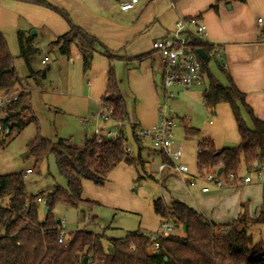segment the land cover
<instances>
[{
	"label": "trees",
	"instance_id": "trees-1",
	"mask_svg": "<svg viewBox=\"0 0 264 264\" xmlns=\"http://www.w3.org/2000/svg\"><path fill=\"white\" fill-rule=\"evenodd\" d=\"M15 1L44 6L60 14L70 28L51 44L68 58L72 48H77L85 70L91 67L96 53L109 60L108 82L101 103L113 108L112 116L116 121L128 119L129 113L114 62L129 58L121 50H111L97 37L75 24L65 10L45 0ZM17 37L19 56L26 60L31 73L45 76V70L33 71L31 68L32 58L40 51L33 43V37L28 36L24 40L21 31ZM193 44L195 48L202 49L208 58L198 53L202 81L206 82L203 90L205 106L214 113L217 104L228 103L241 137L238 144L223 148H217L209 138L200 139L197 143L198 172H218L223 168L221 175L226 184L234 185L241 180L242 171L257 174L264 171V120L255 116L245 93L224 69L219 61L220 52L212 53L215 46L200 40H194ZM144 57H134L133 60ZM211 59L217 61L226 78L225 83L210 69L208 62ZM16 88L21 90L19 99L0 114V150L6 145V137L14 132L20 133L29 123L36 121L30 106L24 103L31 93L29 85L18 76L14 56L0 30V92ZM25 111L30 113V118H23ZM185 129L192 135L199 132L192 127ZM133 138L139 145L137 155L125 149L122 136L118 142L108 138L97 142L92 136L86 138L83 144H76L65 138L51 141L37 135L29 144L30 154L36 157L35 166L39 167L49 154H53L58 171L67 185L66 188L56 186L48 193L32 195L27 190L23 172L0 174V264H264V242H255L248 232L251 226L264 225V200L259 212L253 217H247L244 212L230 223H216L180 199H173L167 204L163 196H158L153 200L154 212L161 222H171L174 229L159 238L157 249L152 248L150 239L142 229L130 232L125 238L106 239L91 231L77 230L66 233L62 242H59L60 222L53 212L55 204L61 202L66 207L75 208L80 205L91 206L96 202L83 198V180L103 186L118 164H143L142 139L135 132ZM161 155L163 162L170 163L167 156ZM230 173L234 175L231 180L227 178ZM38 197L44 201L42 220L39 217ZM45 208H48L46 213ZM176 225L180 228L186 226L182 235L174 232ZM106 241L109 244L107 248L104 245ZM110 247L112 250H109Z\"/></svg>",
	"mask_w": 264,
	"mask_h": 264
},
{
	"label": "crops",
	"instance_id": "crops-1",
	"mask_svg": "<svg viewBox=\"0 0 264 264\" xmlns=\"http://www.w3.org/2000/svg\"><path fill=\"white\" fill-rule=\"evenodd\" d=\"M45 1L65 10L75 24L97 37L111 50H121L129 58L115 63L116 75L119 78L120 89L129 113V117L122 127V137L129 151H131V147L128 145V133L133 137V132L138 126L150 127L159 120L160 94L157 85L161 87L160 75L163 66L160 54L152 48V42L164 37L173 29L176 19L180 16H198L201 22L205 24L206 42L219 46V60L222 61L221 64L224 69L230 74L236 86L245 93L246 101L252 107L255 116L264 120V39L257 21L258 18L264 20V0H138L133 8L128 11L119 8V3L127 0ZM17 4L26 12L38 32H42V35L48 38L49 42H53L70 28L69 23L50 8L16 1L14 5ZM19 31L23 33L24 40L29 36L27 31ZM31 35L34 34L31 33ZM33 43L39 48L37 38L33 39ZM45 54L50 57L49 50ZM138 56L145 57L141 60H133L134 57ZM102 57L104 56L95 54L89 69L95 79L100 74V80L88 81L87 95L84 94L85 102H88L89 106L92 102H96L99 108L106 91L109 68V61ZM67 59L72 62H79L81 55L78 49L73 47L71 56ZM32 70L36 71L33 68ZM103 73H105L104 78L102 77ZM30 74L35 76L31 70ZM157 76L159 82H157ZM220 79L222 80V78ZM204 88V80L187 90L179 86L171 88L176 91V95L171 97L175 98L171 101V104H174L173 108L177 110L186 109L189 118L178 114L175 116L166 109L168 115L180 121V125H178L180 131L175 132V140L184 147L182 163L188 165L185 162L187 161L192 163H190L192 167L194 166L191 169L188 165L189 175L186 178L195 177L198 174L195 150L200 139H211L217 148L236 145L241 139L230 105L219 103L216 105L215 112L210 115V111L203 101ZM177 96H179L178 99H176ZM167 101L168 99L165 100L164 97V102ZM97 113L98 110L93 113L96 125L104 128L112 126V123H100L97 119ZM186 127L196 128L199 132L192 135L186 132ZM85 133H88V130H85ZM140 145L142 147L143 140H141ZM159 155L162 156L161 153ZM193 160L196 164H193ZM114 169L120 174H126L129 170L126 174V176H130L128 181L133 179L134 173L132 175V171L125 163L118 164ZM157 174L161 177H168L167 179L173 178L172 171L167 168L157 171ZM146 175L153 176L151 174ZM246 176L250 175L245 172L238 183L228 185L226 189L221 190L222 187H220V189L211 192L209 190L203 191L202 187L205 185L201 186V183H197L196 186H193L197 189L196 194L191 191L193 187H188L186 178H184L187 194L180 197L168 191L166 197H163L169 203L173 199H180L216 223H230L237 219L241 213L245 212L246 214L243 198L236 192L229 190L250 183L251 181H244L243 178ZM87 181L90 180H83L82 195L87 189H97ZM198 181L204 183L201 180ZM91 183L93 182L91 181ZM107 185L110 188L116 186L111 180H108ZM195 195L200 196L199 200L196 201ZM262 203L257 206L255 213L246 214V216H255ZM57 219L61 221L65 218L57 217ZM157 220L159 224L157 227L156 225H147L153 228L148 232L159 229L161 224L159 216ZM142 224L145 225L144 222ZM156 228L157 230H155ZM104 236V238L107 237L106 234ZM104 243L107 244L108 242Z\"/></svg>",
	"mask_w": 264,
	"mask_h": 264
},
{
	"label": "rangeland",
	"instance_id": "rangeland-1",
	"mask_svg": "<svg viewBox=\"0 0 264 264\" xmlns=\"http://www.w3.org/2000/svg\"><path fill=\"white\" fill-rule=\"evenodd\" d=\"M5 2L13 4H6ZM15 2V0H0V30L7 40L11 54L14 56V67L18 76L26 80L31 90L30 96L25 98L24 103L30 106L36 121L29 123L20 133L14 132L6 137V145L0 150V174L11 172H23L24 174L26 169H32L33 172L24 174V178L29 194L37 195L48 193L56 186L66 188L67 182L60 175L53 154H49L39 167L35 166V155L23 156V154L30 152L29 144L37 135L51 141L65 138L76 144H83L86 138L92 137L93 128L96 125L93 113L99 110V105L96 102H92L89 106L88 102H85L84 96L87 95L89 88L87 85L88 81L100 80L101 76L98 74V78L95 79L89 72L90 68L88 70L83 68L82 60L72 62L67 59L68 57L62 55L58 47L52 46L48 38L42 35V32H38L26 12L19 7V4L14 5ZM18 30L27 31L29 36L33 37V39L37 38L39 41L40 51L32 58L31 67L36 71L45 70V76L41 74L32 76L26 60L19 56ZM32 30H36V34L31 35ZM48 50L50 61L42 63L41 59ZM102 58L108 60L105 56ZM219 61L222 63L221 60ZM116 62H114V66ZM208 65L213 73L222 78L223 81H226L215 59H211ZM104 75L105 73L102 74L103 78ZM157 89L160 94L158 110L166 105V109L175 114V116L178 114L189 118L185 108V110L173 108L174 104L172 105L171 101L175 98H170L167 102H164L163 88L157 85ZM178 98L179 96L176 97V99ZM212 114L210 112V115ZM30 116L28 111L23 113L24 119H28ZM98 120L103 123L100 119ZM178 125H180L179 120L177 121L175 132L180 131ZM85 130H88V133H85ZM141 139L143 140L141 147L143 164L137 166L126 164L132 171V175L134 173L133 179L128 181L130 176H126V174L129 170H127L126 174H120L114 169L108 176V180H111L116 185L115 187H108V182L103 186H97L91 181H87L97 187V189H84L86 191L82 196L95 201V204L91 206L80 205L77 208L66 207L61 202L55 204L54 215L56 218H65L67 223L65 227L66 233L85 230L101 234L102 236L106 234L108 238H125L130 232L141 228L147 233L153 229L149 227L150 225H156L157 227L158 224V216L153 208V200L155 198L158 196L166 197L168 191L180 197L187 194L185 179L181 175L169 167L166 168L172 171L173 178L167 179L168 177H161L157 174L160 163L163 162L162 156L159 155L161 152L153 146L150 139ZM179 144L182 147L183 154L178 161L183 162L185 151L182 144L180 142ZM128 145L131 147V152L137 155L139 145L130 133H128ZM195 155L197 156V146ZM194 156L193 159L195 158ZM185 162L191 169L194 168L191 162ZM193 164H196L194 160ZM146 174L153 175L155 180L153 176ZM244 174V171L240 173L241 176ZM247 174L251 176L250 183L229 190L236 192L243 198L246 214H253L256 212L257 206L264 200V171L261 174L256 172ZM197 183H201V186L208 185L206 182L202 183L198 180ZM208 187L210 192L220 189V187L211 184ZM195 188H191V191L196 194L197 189ZM226 188H228V185H223L221 190ZM199 198V195H195L196 201ZM164 200L169 204L165 198ZM190 201H192L191 198ZM38 211L42 220L44 217L43 204L39 203ZM141 222H144L145 225ZM174 232L183 234L180 227L176 228ZM248 232L252 235L255 242H264V225L256 224L251 226ZM104 245L107 248L109 244L104 243Z\"/></svg>",
	"mask_w": 264,
	"mask_h": 264
},
{
	"label": "built area",
	"instance_id": "built-area-1",
	"mask_svg": "<svg viewBox=\"0 0 264 264\" xmlns=\"http://www.w3.org/2000/svg\"><path fill=\"white\" fill-rule=\"evenodd\" d=\"M137 2L138 0L122 1L119 3V8L124 11L131 10ZM257 21L260 25L261 32L264 33L263 18H258ZM206 34V26L201 22L198 16H180L176 19L173 29L164 37L155 39L152 42L153 50L160 54L162 60L163 69L160 75V85L164 89L165 100L176 95V91L171 89L174 86H179L187 90L202 81L203 72L201 69V61L193 41L200 40L206 42ZM219 50L220 48L215 46L212 53L218 54L220 52ZM49 61L50 57L44 54L42 63H48ZM20 91V89L16 88L0 92L1 115L10 104L19 99ZM112 113L113 108L110 105L100 104L97 119H100L103 123H112V126L104 128L100 125H95L93 128V137L97 142H101L105 138L118 142L122 136V127L126 119L124 121H116ZM176 125L177 119L167 114L165 105V107L160 108V117L157 123L150 127L138 126L135 130V134L140 138L150 139L153 146L167 156L170 163L162 162L159 166L160 171L169 167L183 178H186V176L189 175V167L178 161L183 154V150L175 140ZM125 149L129 151L127 146ZM32 172V169L28 168L25 174H31ZM227 178H229V180L233 179V173H230ZM243 179L245 182L251 181L250 176H246ZM197 180L204 181L208 185L211 184L217 187L226 185L225 179L222 178V175L218 174V172L209 171L204 174L198 172L195 177L186 178V183L188 187H193L197 185ZM208 185L203 186L202 190L208 191ZM38 202L41 204L44 203L41 197H38ZM65 226L66 220L62 219L59 226V242H62L66 235ZM173 229V224L169 221H165L161 222L157 231L147 232L146 235L152 243V248H159V238L169 234Z\"/></svg>",
	"mask_w": 264,
	"mask_h": 264
},
{
	"label": "water",
	"instance_id": "water-1",
	"mask_svg": "<svg viewBox=\"0 0 264 264\" xmlns=\"http://www.w3.org/2000/svg\"><path fill=\"white\" fill-rule=\"evenodd\" d=\"M31 33H32V34H35V33H36V30H32ZM197 52H198L203 58H205V59L208 60V58H207L205 52H204L202 49H197ZM157 82H159V77H158V76H157ZM29 155H30V152H26L25 154H23V156H29ZM222 171H223V168H220V169L218 170V174H221ZM47 210H48V208H45V213L47 212ZM58 222H60V220H58ZM178 227H179V225H176V228H178ZM181 228H182L183 231L186 230V226H182ZM109 250H112V247H110ZM85 260H86V259H85Z\"/></svg>",
	"mask_w": 264,
	"mask_h": 264
}]
</instances>
